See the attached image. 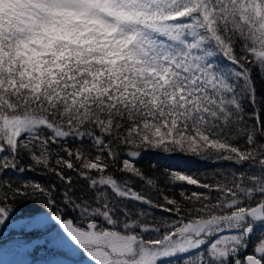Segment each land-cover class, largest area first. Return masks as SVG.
I'll return each mask as SVG.
<instances>
[{"label": "snow or ice", "instance_id": "snow-or-ice-1", "mask_svg": "<svg viewBox=\"0 0 264 264\" xmlns=\"http://www.w3.org/2000/svg\"><path fill=\"white\" fill-rule=\"evenodd\" d=\"M6 235L16 264H264V0H0Z\"/></svg>", "mask_w": 264, "mask_h": 264}, {"label": "trees", "instance_id": "trees-1", "mask_svg": "<svg viewBox=\"0 0 264 264\" xmlns=\"http://www.w3.org/2000/svg\"><path fill=\"white\" fill-rule=\"evenodd\" d=\"M153 165H157L161 169L165 165H171L176 168H188L192 171L199 170L200 172H209L211 171V166H204L203 162H192L190 158L187 157H177L170 160H164L158 157L154 153L147 154L140 163V167L145 169H151Z\"/></svg>", "mask_w": 264, "mask_h": 264}, {"label": "rangeland", "instance_id": "rangeland-1", "mask_svg": "<svg viewBox=\"0 0 264 264\" xmlns=\"http://www.w3.org/2000/svg\"><path fill=\"white\" fill-rule=\"evenodd\" d=\"M23 258L25 257H21L10 250V246L8 245V237L6 235L5 239L0 241V264H16V261ZM30 258H37V254H32Z\"/></svg>", "mask_w": 264, "mask_h": 264}]
</instances>
